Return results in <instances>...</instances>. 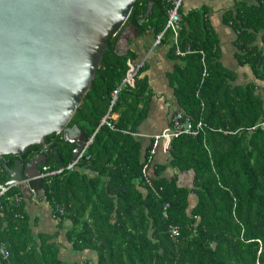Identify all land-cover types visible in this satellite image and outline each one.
I'll use <instances>...</instances> for the list:
<instances>
[{
  "label": "trees",
  "instance_id": "1",
  "mask_svg": "<svg viewBox=\"0 0 264 264\" xmlns=\"http://www.w3.org/2000/svg\"><path fill=\"white\" fill-rule=\"evenodd\" d=\"M170 7L171 0H135L127 21L140 33H162L161 43L174 62L167 76L179 111L201 120L203 129L195 136L171 138L169 163L149 172L154 141L144 147L137 132L153 92L145 63L137 68L133 85L122 83L136 55L131 48L125 54L115 51L117 32L108 37L100 67L68 123L77 124L91 141L75 169L43 179V197L60 222H71V248L92 251L96 264H264V94L259 91L264 82V1L241 0L224 14L236 33L238 65L254 76L248 82L238 81V72L221 62L206 8L178 9L174 37L166 28ZM74 147L61 132L52 133L46 148L32 144L23 155L30 159L57 148L61 161L48 155L44 164L51 170L68 164ZM168 166L191 170L193 186L167 177ZM0 167L6 180L1 160ZM190 194L197 199L193 207ZM15 195L22 200L15 202ZM30 198L19 186L0 197V243L9 250V260L77 264L59 258L52 235L33 233L24 210ZM0 264L8 262L0 258Z\"/></svg>",
  "mask_w": 264,
  "mask_h": 264
},
{
  "label": "water",
  "instance_id": "2",
  "mask_svg": "<svg viewBox=\"0 0 264 264\" xmlns=\"http://www.w3.org/2000/svg\"><path fill=\"white\" fill-rule=\"evenodd\" d=\"M135 0H0V158L6 184L41 189L39 173L57 148L47 149L27 164L23 154L32 144L46 147L47 136L62 133L75 143L72 158L88 137L69 121L100 67L107 39L119 32L115 51L125 54L139 28L127 21ZM148 4V10L151 7ZM147 10V11H148ZM124 44V50L119 49Z\"/></svg>",
  "mask_w": 264,
  "mask_h": 264
},
{
  "label": "crops",
  "instance_id": "3",
  "mask_svg": "<svg viewBox=\"0 0 264 264\" xmlns=\"http://www.w3.org/2000/svg\"><path fill=\"white\" fill-rule=\"evenodd\" d=\"M239 1L241 0H183L179 9L183 13H186L193 8H206L207 12L205 16L208 18L212 29L217 35L218 46L221 52V62L226 67L234 63V66L229 68L238 72V81L248 82L253 81L254 76L247 66L241 67L238 65L237 58L235 57L236 47L234 45L236 33L230 25L224 22V14L226 11L233 9ZM246 1L249 4L255 2V0ZM154 38L149 32L140 33L139 31L130 47L136 55L134 65L146 64V74L153 92L147 117L141 123L137 132L143 138L144 147L150 143L152 136L159 134L169 126L171 117L180 109L174 95L173 87L167 76L174 62L167 57V45L164 43L155 45ZM258 43L263 47L262 42L258 41ZM124 47L123 44L119 49L124 50ZM259 91L264 94V82H259ZM112 116L116 118L117 114L114 113ZM169 161L168 143L167 141L159 140L154 147L149 172L152 173L155 166L167 164ZM164 173L167 177H175L180 186L188 188L193 186L194 177L191 170L179 171L168 166ZM30 193L27 195L23 193L26 197H31L27 201L25 200L24 210L28 215L33 233H47L52 235V241L59 246V258L61 260L69 263L75 262L77 264H96L97 257L92 251H75L71 248V243L67 236L71 222L69 220L60 222L54 216L52 208L43 197L42 188L34 190L31 196ZM196 201V195L190 194L189 205L193 207Z\"/></svg>",
  "mask_w": 264,
  "mask_h": 264
},
{
  "label": "built area",
  "instance_id": "4",
  "mask_svg": "<svg viewBox=\"0 0 264 264\" xmlns=\"http://www.w3.org/2000/svg\"><path fill=\"white\" fill-rule=\"evenodd\" d=\"M182 1L183 0H172L171 1V7L168 9V18L166 21V28H170L173 31L174 35H176L177 31L179 30L180 14H179L178 9H179ZM161 39H162V33H158L154 38V44L159 45L161 43ZM176 53L182 54L178 49L176 50ZM139 66H140V64L134 66L133 64L129 63V68L127 70L126 76L124 77L122 83H128V84L133 85L134 76H135L136 70ZM118 89L119 88L115 89L112 92V100H114L116 98ZM112 115H111V117H113ZM102 121H105V118H103ZM108 124H110V123H108ZM203 126H204V123L201 120L195 121L191 117L185 115L182 111L175 112L173 114V116L171 117L169 126H167L159 134L151 137L154 141L152 153L154 151V147L157 145L159 140H164V141H167V143H169L171 138L177 137L179 134H182V133L195 136L203 129ZM90 141H91V138L85 142L83 149L78 153V155L75 158H73L65 166H61V167L49 170L46 165H43L37 175H34L28 179L26 178L23 180V182H26L27 180L33 179V178L44 179L48 176H53V175H56L58 173H61L63 170L75 169L77 164L79 163V161L82 159L84 152L86 151V148L89 145ZM1 171H2V168L0 167V197L4 196L10 187H12V186H19L20 187L19 182H13L10 184H6L5 183L6 180L1 179ZM29 191L32 194L34 193V189H29ZM31 193H30V196H31ZM22 198H23L22 195H15L12 199L15 202H20L22 200ZM0 228H1V219H0ZM173 232H174V230H173ZM0 258L3 260H6L8 262V264H13V262H11L9 260V258H10L9 250L7 249V247L5 245H3L1 243H0Z\"/></svg>",
  "mask_w": 264,
  "mask_h": 264
},
{
  "label": "flooded vegetation",
  "instance_id": "5",
  "mask_svg": "<svg viewBox=\"0 0 264 264\" xmlns=\"http://www.w3.org/2000/svg\"><path fill=\"white\" fill-rule=\"evenodd\" d=\"M39 154H40V153H39ZM39 154H38V155H39ZM36 156H37V155H36ZM36 156H34V157L30 158V159H26L25 156L23 155L22 162H23L24 164H27V163L30 162L32 159H34ZM14 158H15V155L13 156L12 159H9V158L6 157V158H4V160H3L2 162H7V163H8L9 161H13ZM72 159H73V158H72ZM12 165H13V164H12ZM41 165L43 166L44 164H41ZM42 166L39 165V171H40V169H41ZM42 181H43V179H42Z\"/></svg>",
  "mask_w": 264,
  "mask_h": 264
},
{
  "label": "bare ground",
  "instance_id": "6",
  "mask_svg": "<svg viewBox=\"0 0 264 264\" xmlns=\"http://www.w3.org/2000/svg\"><path fill=\"white\" fill-rule=\"evenodd\" d=\"M43 148H46V147H43ZM7 155H8V154H7ZM4 156H5V155H4ZM4 156L0 158V160H1V163H2V161L4 160V159H3V158H4ZM63 171H64V170H63ZM63 171H62V172H63ZM58 174H60V173H58ZM56 175H57V174H56Z\"/></svg>",
  "mask_w": 264,
  "mask_h": 264
},
{
  "label": "rangeland",
  "instance_id": "7",
  "mask_svg": "<svg viewBox=\"0 0 264 264\" xmlns=\"http://www.w3.org/2000/svg\"><path fill=\"white\" fill-rule=\"evenodd\" d=\"M229 67H233L234 66V63L233 64H230V65H228Z\"/></svg>",
  "mask_w": 264,
  "mask_h": 264
},
{
  "label": "clouds",
  "instance_id": "8",
  "mask_svg": "<svg viewBox=\"0 0 264 264\" xmlns=\"http://www.w3.org/2000/svg\"><path fill=\"white\" fill-rule=\"evenodd\" d=\"M134 65V64H133ZM136 65H139V64H136ZM136 65H134V66H136ZM169 144V143H168Z\"/></svg>",
  "mask_w": 264,
  "mask_h": 264
}]
</instances>
